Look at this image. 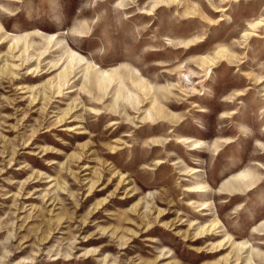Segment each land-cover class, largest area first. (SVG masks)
Returning <instances> with one entry per match:
<instances>
[{
    "label": "rangeland",
    "instance_id": "1",
    "mask_svg": "<svg viewBox=\"0 0 264 264\" xmlns=\"http://www.w3.org/2000/svg\"><path fill=\"white\" fill-rule=\"evenodd\" d=\"M0 264H264V0H0Z\"/></svg>",
    "mask_w": 264,
    "mask_h": 264
},
{
    "label": "bare ground",
    "instance_id": "2",
    "mask_svg": "<svg viewBox=\"0 0 264 264\" xmlns=\"http://www.w3.org/2000/svg\"><path fill=\"white\" fill-rule=\"evenodd\" d=\"M262 22V21H259V23Z\"/></svg>",
    "mask_w": 264,
    "mask_h": 264
}]
</instances>
